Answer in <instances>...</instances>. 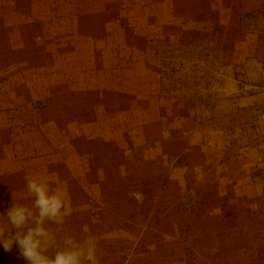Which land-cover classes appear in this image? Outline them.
I'll use <instances>...</instances> for the list:
<instances>
[{
	"label": "rangeland",
	"instance_id": "obj_1",
	"mask_svg": "<svg viewBox=\"0 0 264 264\" xmlns=\"http://www.w3.org/2000/svg\"><path fill=\"white\" fill-rule=\"evenodd\" d=\"M215 10L216 0H0V127L44 121L47 107L102 108L105 114L92 115L106 117L111 129H91L94 135L84 147L94 143L95 134L106 133L113 163L119 151L126 159L121 199L143 207H138L144 218L143 264H264V242L256 243L254 259L247 258L248 250L233 257L229 247L216 256L198 242L201 214L195 195L191 201L190 194L176 195L170 210L153 212L150 204L155 181L150 152H141L146 128L144 143L138 128L164 115L182 120L191 106L198 111L211 101L222 74L210 45ZM168 106L172 113L165 111ZM124 119L127 129L116 127ZM62 141L61 153L68 147ZM142 154L144 176L138 177ZM23 163L0 154L1 169L15 177L16 193L10 196L25 205L33 197L22 193ZM9 198L0 193V214ZM240 242L248 246L245 239Z\"/></svg>",
	"mask_w": 264,
	"mask_h": 264
},
{
	"label": "crops",
	"instance_id": "obj_2",
	"mask_svg": "<svg viewBox=\"0 0 264 264\" xmlns=\"http://www.w3.org/2000/svg\"><path fill=\"white\" fill-rule=\"evenodd\" d=\"M210 16H214L215 34L210 45L222 73L217 74L211 101L201 103L198 111L197 106H191L182 120L164 115L138 128L141 143L146 128V146L141 152H150L148 161L155 181L150 204L153 212H160L163 207L170 210L178 194H190L186 197L189 201L195 195L201 214L198 242L214 249L216 256L219 252L224 255L229 247L233 257L248 250L247 258L254 259L256 243L264 242V97L243 95L239 89L244 82L264 78V0H216V10ZM46 110L44 121L0 127V154L24 161L27 178L45 177L71 198L73 214L66 218L64 231L57 234L49 254L58 250L65 233L77 238L92 234L99 239L100 264H143L144 218L138 209L143 207L121 199L126 159L119 151L113 163L106 133L94 136L93 144L103 147H92V143L84 147L85 140L94 135L91 129H111L112 123L92 115V111L99 114L100 107ZM165 111L172 113L169 106ZM119 122L116 127L126 130L127 119ZM62 140H67L68 147L61 153ZM123 144L126 146V138ZM144 162L142 154L137 159L138 177L144 176ZM14 179L11 170L0 165V193L10 197L2 203L4 209L16 200L10 196L16 193ZM23 188L22 193H29L26 185ZM188 224L192 226L191 217ZM249 230L253 234L246 233ZM242 239L247 247L236 244ZM129 244L135 248L128 249ZM0 247V264H28L16 245L11 252Z\"/></svg>",
	"mask_w": 264,
	"mask_h": 264
},
{
	"label": "clouds",
	"instance_id": "obj_3",
	"mask_svg": "<svg viewBox=\"0 0 264 264\" xmlns=\"http://www.w3.org/2000/svg\"><path fill=\"white\" fill-rule=\"evenodd\" d=\"M26 188L33 197L31 205L14 202L0 214V245L4 250L11 252L16 245L28 264H100L99 239L92 234L77 238L65 233L58 250L49 254L57 234L64 231L66 218L73 214L71 198L45 177L26 178Z\"/></svg>",
	"mask_w": 264,
	"mask_h": 264
},
{
	"label": "built area",
	"instance_id": "obj_4",
	"mask_svg": "<svg viewBox=\"0 0 264 264\" xmlns=\"http://www.w3.org/2000/svg\"><path fill=\"white\" fill-rule=\"evenodd\" d=\"M239 91L243 95L259 94L264 97V79L253 82H244ZM261 117L264 118V113ZM261 148L264 150V142L261 144ZM136 198L140 199V195L137 194Z\"/></svg>",
	"mask_w": 264,
	"mask_h": 264
}]
</instances>
